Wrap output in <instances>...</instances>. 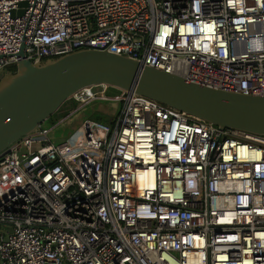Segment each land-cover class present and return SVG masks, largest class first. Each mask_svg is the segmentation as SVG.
Segmentation results:
<instances>
[{"label": "built area", "instance_id": "built-area-1", "mask_svg": "<svg viewBox=\"0 0 264 264\" xmlns=\"http://www.w3.org/2000/svg\"><path fill=\"white\" fill-rule=\"evenodd\" d=\"M80 50L264 96V0H0V77ZM116 101L110 124L0 154V264H264V137Z\"/></svg>", "mask_w": 264, "mask_h": 264}, {"label": "water", "instance_id": "water-1", "mask_svg": "<svg viewBox=\"0 0 264 264\" xmlns=\"http://www.w3.org/2000/svg\"><path fill=\"white\" fill-rule=\"evenodd\" d=\"M134 93L216 126L264 137V96L212 90L105 51L21 61L0 78V154L49 120L79 90Z\"/></svg>", "mask_w": 264, "mask_h": 264}, {"label": "rangeland", "instance_id": "rangeland-1", "mask_svg": "<svg viewBox=\"0 0 264 264\" xmlns=\"http://www.w3.org/2000/svg\"><path fill=\"white\" fill-rule=\"evenodd\" d=\"M6 73L3 72L2 76ZM121 94L120 91L114 88H108L105 96L109 101L96 100L83 107H80L79 104L70 98L41 127L50 129L47 137L49 141L55 144L73 140L77 134L83 136L82 125L84 121L107 122V124H110L116 118L120 111V103L116 101V98ZM80 143H84L83 137Z\"/></svg>", "mask_w": 264, "mask_h": 264}, {"label": "trees", "instance_id": "trees-1", "mask_svg": "<svg viewBox=\"0 0 264 264\" xmlns=\"http://www.w3.org/2000/svg\"><path fill=\"white\" fill-rule=\"evenodd\" d=\"M9 71H10V73H13L15 71V68H11ZM103 124H107V122H103Z\"/></svg>", "mask_w": 264, "mask_h": 264}]
</instances>
